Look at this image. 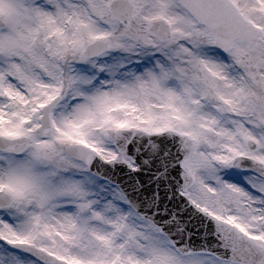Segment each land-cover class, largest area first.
Listing matches in <instances>:
<instances>
[{"label": "snow or ice", "instance_id": "snow-or-ice-1", "mask_svg": "<svg viewBox=\"0 0 264 264\" xmlns=\"http://www.w3.org/2000/svg\"><path fill=\"white\" fill-rule=\"evenodd\" d=\"M0 264H264V0H0Z\"/></svg>", "mask_w": 264, "mask_h": 264}]
</instances>
